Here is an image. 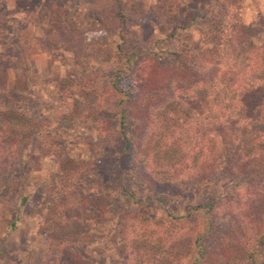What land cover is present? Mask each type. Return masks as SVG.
Segmentation results:
<instances>
[{"label": "rangeland", "instance_id": "rangeland-1", "mask_svg": "<svg viewBox=\"0 0 264 264\" xmlns=\"http://www.w3.org/2000/svg\"><path fill=\"white\" fill-rule=\"evenodd\" d=\"M51 1L0 0V23L6 22L0 28V110H18L24 118L17 119L29 124V132L20 127L27 142H0L5 151L3 157L0 154V264H43L44 228L55 205L68 196L69 209L76 207L79 214L91 217L92 207L100 212L99 222L86 228L88 242L80 249L86 262L148 264L171 252V256H183L181 264H190L181 248L168 243L175 234L171 217L186 216L213 196L218 198L223 214L234 213L232 206L240 213L239 205L245 200L240 202L239 198L261 195L258 191L264 190V179L255 181L252 173L242 174L221 181L215 191L185 192L167 207L149 199V192L144 190L136 191L135 200L128 201L125 191L133 188L120 173V169L127 170L128 163L122 158L125 142L119 134L120 108L111 86V76L118 67V57L113 53L122 50L125 57L133 56L142 69L158 55L169 63L166 59L182 44L212 52L213 23L217 20L228 29L239 20L245 28L239 44L241 57L264 65V0H177L171 14L153 8L159 0H131L142 3L141 8L148 12L155 9L163 20L161 24H156L152 20L155 15L148 13L150 17L138 25L115 27L107 15V29L93 20L92 0H54L67 9L68 15L66 12L59 17L61 21L50 9ZM66 23L74 24L80 32L83 43L76 47L79 54L62 43V34L70 29ZM56 26L61 36L56 41L58 46L52 49L47 43ZM211 52L204 66L206 80L212 79V68L218 63ZM222 58L224 66L236 63L230 52L223 53ZM219 90L224 98H231L224 87L219 86ZM139 96L136 93L132 97ZM174 101L163 97L153 105L148 123L142 126L143 134L154 126L159 136L188 120L204 121L215 111L211 98L196 100L189 114L181 107L174 109ZM4 125L5 120L0 119V130L5 129ZM16 147H23L22 152ZM9 178L18 184L24 182V190L16 193L4 188L2 184ZM177 192L165 186L159 189V193L171 196ZM23 198H27L24 204ZM143 201L146 203L140 205ZM137 210L142 214L121 222L126 212ZM196 211L197 219L202 218V212ZM223 222L229 231L238 225L230 217ZM263 222L264 215L262 220L255 219L254 225ZM153 264H159L158 260Z\"/></svg>", "mask_w": 264, "mask_h": 264}, {"label": "trees", "instance_id": "trees-1", "mask_svg": "<svg viewBox=\"0 0 264 264\" xmlns=\"http://www.w3.org/2000/svg\"><path fill=\"white\" fill-rule=\"evenodd\" d=\"M176 5L177 0H159L153 8L160 7L171 14L175 12ZM141 6L142 3L135 4L131 0H92V17L104 29L108 25L105 22L107 15L111 16L115 27L132 23L138 25L150 17L148 13L155 15L151 18L156 24H161L163 20L157 16L155 9L148 12ZM49 7L56 11L57 21H61L59 17L64 13L66 15L67 9L62 3L53 0ZM5 23H0V28ZM73 25L69 23L67 27L70 26V29L65 30L71 40L63 33L62 43L66 49L79 54L76 47L82 46L83 42L80 32ZM57 26L48 38L47 44L50 47L52 45V49L58 46L56 41L61 36ZM212 27L214 29L210 33L215 47L212 52L195 50L182 44L170 54V59H166L169 63L158 55L157 59H152L142 69L136 65L133 56L125 57L122 50L113 53L118 57V67L111 76V86L113 92L117 93L116 100L120 108L119 134L125 142L122 158L128 163L127 170L120 169V173L133 188L125 191L130 202L135 200L136 191L144 190L149 192V199L167 207L185 192L203 194L215 191L221 181L242 174L252 173L255 181L258 178L264 179V65L257 59V63H253L251 58L241 57L239 44L244 39L242 35L245 28L239 20L228 29L217 20ZM222 49L227 50L221 52ZM210 52L218 63L212 68V79L206 80L204 66ZM229 52L234 54L236 63L224 66L222 54ZM255 74H261V77ZM93 78L92 75V81ZM219 86L224 87L231 98H224ZM184 91L188 94H183ZM136 93L140 94L137 99L132 97ZM163 97H169L171 102L175 100L173 108L181 107L186 114L192 112V104L196 100L211 98L215 101V111L204 121L189 123L188 120L179 128L163 131L159 136L154 132V126L143 134L142 126L148 123L153 105ZM1 110L4 113H0V119L5 120V129L0 130V142H18V145L27 142V135L22 136V128L29 132V124L17 119L24 118L23 113L20 114L18 110ZM22 148L16 147L21 152ZM3 151L0 145L2 157L5 155ZM20 166L21 163L17 165ZM21 183L9 178L2 186L19 193L25 188V183ZM164 186L178 189L177 194L171 196L159 193V189ZM258 192L261 195L249 199L239 198L240 202L245 200L239 205L240 213L232 206L230 209L234 213L223 214L217 203L218 198L213 196L202 201L186 216L171 217L176 236L173 234L168 243L174 248H181V253H186L185 259L190 264H264V222L254 225V220H262L264 215V190ZM26 201L27 198H23L22 204ZM69 201L70 196L56 204L51 211V218H48L44 228L46 254L44 251L43 264H94L86 262L80 249L88 242L86 228L99 222L100 212L94 206L92 217L79 214L76 210L78 208L69 209ZM145 203L140 202V205ZM196 210L202 212L203 220L197 219ZM255 210L256 214H253ZM137 211L135 214L126 212L121 222L142 214L140 210ZM227 217L238 224L232 231L227 230L223 222ZM178 230L182 235H178ZM181 242L183 246H180ZM168 253L158 259L153 258L148 264H153L155 260L159 264H181L184 259L179 253L174 256Z\"/></svg>", "mask_w": 264, "mask_h": 264}]
</instances>
